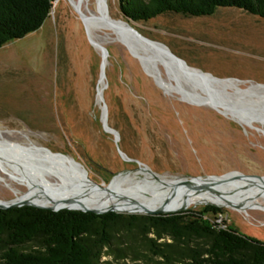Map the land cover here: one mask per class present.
<instances>
[{
	"label": "rangeland",
	"instance_id": "obj_1",
	"mask_svg": "<svg viewBox=\"0 0 264 264\" xmlns=\"http://www.w3.org/2000/svg\"><path fill=\"white\" fill-rule=\"evenodd\" d=\"M105 4L111 18L124 20L118 0H105ZM131 25L166 45L191 68L220 79H239L244 82L243 90L264 84L263 18L236 8H219L213 16L166 14ZM99 32L95 35L108 51L103 98L108 124L118 132V140L104 130L101 121L97 87H101L102 54L90 43L86 26L69 0L55 3L40 30L0 49L1 201L31 195L40 190V182L74 178L45 155L43 148L66 163H81L89 179L100 186L107 187L114 177L124 176L122 188L133 196L142 192L145 198L162 183L141 172L138 162L161 180L221 177L234 172L264 176L263 126H243L218 113L228 109L187 103L182 93L196 91L202 96V86H192L156 58L155 69L144 64L147 71L112 29ZM178 82L181 94L164 88L177 87ZM226 92L234 93V89ZM137 186L141 188L134 189ZM167 189L149 200L152 208L173 200L176 207L167 210L173 213L213 205L188 201L186 196L194 189L183 190L170 200L175 192ZM118 195L121 192L108 194ZM263 197L245 196L249 210L242 212L213 205L223 214L208 217L264 243ZM118 211L123 216L148 215ZM208 248L203 239L177 242L165 234L158 236L149 226L120 225L111 232L109 243L97 249L98 264H192L190 251H200L205 258Z\"/></svg>",
	"mask_w": 264,
	"mask_h": 264
},
{
	"label": "trees",
	"instance_id": "obj_2",
	"mask_svg": "<svg viewBox=\"0 0 264 264\" xmlns=\"http://www.w3.org/2000/svg\"><path fill=\"white\" fill-rule=\"evenodd\" d=\"M60 0H0V49L42 28ZM124 20L148 22L166 14L187 18L213 16L219 8H236L264 19V0H118ZM223 214L208 205L200 210L123 216L97 215L31 206L0 209V264H98L97 249L109 243L120 225L149 226L174 241L203 239L205 258L191 250L192 264H264V243L257 242L208 216ZM218 219V218H216ZM30 246V247H29Z\"/></svg>",
	"mask_w": 264,
	"mask_h": 264
},
{
	"label": "bare ground",
	"instance_id": "obj_3",
	"mask_svg": "<svg viewBox=\"0 0 264 264\" xmlns=\"http://www.w3.org/2000/svg\"><path fill=\"white\" fill-rule=\"evenodd\" d=\"M69 1L71 2L74 9L78 10V12L80 13L82 21L84 22V25L86 26V29L89 32V35L93 40V45H95L94 47L96 49L100 51L102 46V44L99 42L100 40H98L99 38L97 37V35H95L96 32L110 31V29H112L114 34L117 36V40L118 41L120 40V38H118L119 36H118L117 28L111 26L108 22V19L106 18V17L108 18L111 17L108 8L105 5V0H69ZM93 5H95V7H97L99 10L96 11L93 8ZM101 10H104V14H102ZM122 44L125 45L124 43ZM125 47L128 49L126 45ZM131 50L141 59V61L150 70L155 69V67L158 65V62L156 61V59H158L160 62L168 65L169 68H174L175 71H177V73L181 70L182 74H184L186 78H194L196 83L198 84H200L199 81L207 83L208 85H210L212 89H214L215 92L219 91L218 89H221L223 87L231 88L234 89L235 91L241 90L240 86L243 84V82H237L233 80L228 81L225 79L223 80L215 79L212 76L201 74L196 69L193 70L188 69L184 65H180V63L179 65H177L178 64L177 61L172 57H170L169 52L164 51V53H162L161 49L159 48L156 49V47H153V45L142 43L140 47L132 46ZM104 62H105V72H106L107 59H105ZM168 72L170 71L168 70ZM180 77H183V75H181ZM99 82H101L100 89H102L106 83V73H105V78L102 77ZM211 85H213L214 87ZM251 86L254 85L252 84ZM164 88L171 89L177 94H181L180 92L182 90L180 91V89H183L178 84L177 87L164 86ZM246 91H247L246 94L247 93L250 94V90H246ZM196 93L198 92L196 91H187L186 93L184 92L182 93L183 99L187 103H190L189 101L192 100L193 102H196L198 104H203L205 106H209L212 109H216V110L228 109L229 111H224V112L219 111L218 113L226 117H230L239 124L243 125V123H246L248 125H252V123H258L264 127V121L252 122L249 119L243 117L241 114H239L238 111L228 107L227 103L223 102L224 99H227L224 96L218 95L219 98H217V100H214V99H210L204 91L203 93H201L202 96L197 95ZM241 95L243 96L244 94ZM231 96L234 97L235 94H232ZM247 99L249 98L247 97ZM192 105H196V104H192ZM0 149H2L1 146ZM41 151L45 155H47L50 159H52L53 162H56L55 164L62 167L61 169L62 171L64 172L67 171V173L70 174V176H73L74 178L70 180L67 177L62 176L60 178H56V180L53 181L40 182L38 184L40 186L39 191H35L34 193H31V195H29L30 193H27L25 195L20 196L18 198L20 201L36 203L48 207L58 202L63 204H65V202H69L75 207L84 206L87 208L98 209V210H118V209L125 211L137 210L138 213H145L146 210H151V211L171 210L176 207V202L173 199H176L178 196L182 195V194H178L179 192L183 190L194 189L190 194H188V196H186V198H189L188 201H192V202L196 201L197 203L202 205L213 204L220 207H230L233 210L242 212L249 210L248 208L249 206L247 204L248 202L246 203L244 200L245 196L251 198L254 196H261V195L264 196V180L248 179L247 181L244 180L229 181L230 179L235 178L234 176H230V175L225 177L227 183L218 184L214 187L207 189H202V188H204L209 182L211 183L212 181L218 179H208L206 181L192 179L191 182L188 184L179 182V180L177 179L176 180L165 179V180H161L162 186L161 184L156 185L157 192L150 195L148 198H145V195H143L142 192L139 193L137 196L136 195L133 196L130 195V191L122 188L123 186L122 183L125 180L124 176L120 175L114 177L107 187H103L104 185L101 187L95 186L85 181V178L81 175L80 168L74 162L73 159L72 160L74 163L72 162L66 163L67 161H65L63 158L54 155L48 149L43 148L41 149ZM59 156L65 157L63 155H59ZM141 172L150 174L147 171H141ZM29 181L34 183L33 180H31V178H29ZM138 188H141V186H137L134 189H138ZM167 188L174 189L175 193H172V195L170 196L171 197L170 200L173 201L167 202L165 204L162 203L159 205V208H152L149 200L158 197V194H160V192L167 193L168 192ZM116 191L121 192V195L114 197L108 196V194L110 195V193H116Z\"/></svg>",
	"mask_w": 264,
	"mask_h": 264
},
{
	"label": "water",
	"instance_id": "obj_4",
	"mask_svg": "<svg viewBox=\"0 0 264 264\" xmlns=\"http://www.w3.org/2000/svg\"><path fill=\"white\" fill-rule=\"evenodd\" d=\"M106 7H107V5H106ZM76 12L81 17L78 10H76ZM106 18L108 19V22L111 26L117 28V32H118V36H119L118 38H120L119 41L121 43H124L128 47L131 55H133L134 57H136V55L132 52L131 47L132 46H139L140 47L142 45V43H146L148 45H153V47H156V49L157 48L161 49L162 53H164V51L169 52L170 57H172L173 59H175L177 61V63H178L177 65H179V63H180V65H184L188 69H192V70L194 69V68L187 66V63L184 60H182L181 58H179L178 56L173 54L166 45L159 43V42H156V41H153V40L145 37L144 35H142L128 21L123 20V19L115 20L113 18H108V17H106ZM86 31H87V29H86ZM87 35H88V39H89L90 43L93 45V40H92L91 36L89 35L88 31H87ZM100 52L102 54V62H101V67H100V79H101L102 77L105 78V62H104V60L107 59V57H108V51L105 47L101 46ZM141 64L146 69V66L144 65V63L141 62ZM172 70H173V72H175L174 68ZM196 70H198V69H196ZM198 71L203 75L212 76L211 74L204 73L201 70H198ZM179 73H181V74H179ZM177 75L179 77L181 75H183V77H181V78H184L185 80L189 81L192 86L198 87L196 85L198 83H196L195 79L194 78H186V76L184 74H182L181 70L177 73ZM212 77L215 79H220V78H217L214 76H212ZM225 80H228V81L233 80V81H237V82H243L239 79H225ZM199 82H200V84H198V85L202 86V88H200L201 91L202 92L204 91L210 99L217 100V98H219L218 95L224 96L227 99H224L223 102L227 103L228 107L232 108L233 110L238 111L239 114H241L243 117L249 119L252 122H263L264 121V94L259 93L260 91H264V84H256L254 86H249L245 90H243V89L236 90V91L234 90V93H231V95L235 94V96L232 97L230 95V93L226 92V90L229 88L223 87V88H221L222 89L221 91L215 92L214 89H212L210 87V85H208L207 83L201 82V81H199ZM178 85H179V82H178ZM211 86H213V85H211ZM105 87L106 86H104L102 89H100L99 86L97 87V98H98V101L100 103H102L101 121L103 123L104 130L107 133L113 134L115 136L116 140H118V135H119L118 132L115 131L114 129H112L108 124V108H107V105H106L105 100L103 98V90ZM246 90H250V94L249 93L246 94V92H247ZM241 94H244V95L242 96ZM247 97L249 99H247ZM246 100H247V102H246ZM189 102L192 104H196V105H203V104H198L196 102H193L192 100ZM255 129L260 131L258 128H255ZM262 132L264 133V131H262ZM44 149H47V148H44ZM119 153L121 154L122 157L126 158L125 153H123L120 149H119ZM59 155H62V154H59ZM63 156H65V155H63ZM74 162L80 168L81 175L85 178V181H87V183L93 184L95 186H100V185L94 183L93 181H91L89 179L88 172L83 167V165L81 163H79L75 160H74ZM138 163H139V165H141V168H140L141 171H147L156 180H158L159 182H162L161 179L159 177H157V175H155L150 169H148L142 163H140V162H138ZM228 175H235V178L230 179L229 181H235V180L247 181L248 179H258V180L264 179V176L246 175L243 173L234 172V173H230V174H227V175H224L221 177H216V176L207 177V178L192 177L189 179H178V180H179V182L188 184L191 182L192 179L203 180V181H206L208 179H218V180L212 181L211 183L209 182L204 188H202V189H207V188L214 187L218 184L227 183L226 182L227 180L225 179V177H227ZM23 206L37 207V208H41V209H48L51 211H60L63 209H67V210L82 211V212H92V213L97 214V215H102V214H106L109 212H116V213L120 212L118 210L91 209V208H87L84 206L75 207L74 205L70 204L69 202H65V204L58 202V203H54L52 206L48 207V206H44V205H40V204H36V203L23 202V201H20L18 198L11 200V201H1L0 200V209L18 208V207H23ZM185 210L186 209H182L180 211H185ZM145 213L148 215H159V214H168V213H172V212H168L166 210H159V211L146 210Z\"/></svg>",
	"mask_w": 264,
	"mask_h": 264
},
{
	"label": "built area",
	"instance_id": "obj_5",
	"mask_svg": "<svg viewBox=\"0 0 264 264\" xmlns=\"http://www.w3.org/2000/svg\"><path fill=\"white\" fill-rule=\"evenodd\" d=\"M216 222H217V223H219V224H221V223H222V221H219V220H218V221L216 220Z\"/></svg>",
	"mask_w": 264,
	"mask_h": 264
}]
</instances>
